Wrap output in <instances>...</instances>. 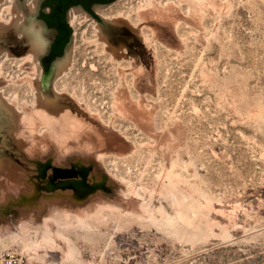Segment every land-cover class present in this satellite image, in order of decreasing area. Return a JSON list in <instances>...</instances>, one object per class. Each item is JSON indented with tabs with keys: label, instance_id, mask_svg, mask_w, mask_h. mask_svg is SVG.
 I'll list each match as a JSON object with an SVG mask.
<instances>
[{
	"label": "rangeland",
	"instance_id": "rangeland-1",
	"mask_svg": "<svg viewBox=\"0 0 264 264\" xmlns=\"http://www.w3.org/2000/svg\"><path fill=\"white\" fill-rule=\"evenodd\" d=\"M189 1L113 0L126 17L106 21L108 50L72 26L70 66L42 65L45 94L83 123L22 143L0 121V250L25 264H264V0ZM22 70L0 83L18 103L33 95Z\"/></svg>",
	"mask_w": 264,
	"mask_h": 264
},
{
	"label": "bare ground",
	"instance_id": "bare-ground-1",
	"mask_svg": "<svg viewBox=\"0 0 264 264\" xmlns=\"http://www.w3.org/2000/svg\"><path fill=\"white\" fill-rule=\"evenodd\" d=\"M35 1L26 0V4L31 3V6L34 7ZM213 1L215 0H190L189 9L197 10V4L203 6L207 4L206 2L217 8ZM157 6L155 1H150L144 8H146L145 11L154 12ZM222 7L220 6L219 8L222 10ZM140 10L139 20L141 21L145 18V13ZM97 11L106 21H114L117 17L121 16L126 17L118 8H114L113 4L106 7L98 6ZM69 20L74 28L73 40H76L77 36L81 35L95 55L96 53L98 55L102 54L108 50V42L103 25H98L86 12L77 8L71 9ZM130 21L132 22L131 19ZM49 32L45 24L36 15L21 5L20 0H0V83L3 73H7L10 76L7 81L13 83L15 80L14 69L16 67V69H23L20 73L24 74L21 76V79L18 78L17 80L27 82L33 91L31 102L24 99L21 103L16 102V97L6 96L5 98L0 94V121L6 122L7 125L9 124L10 131L16 137L21 138L20 142L22 143L24 141L22 138L25 135L30 136L40 126L56 136L61 132L57 130L83 123L82 120L76 117V113L69 106H62L52 101L48 96L49 94H45L46 90L44 91V87L48 79L41 64V56L48 48L50 42ZM71 55L72 49L68 50L66 55L56 60L55 66L58 69L56 75H59L68 67ZM114 55L112 52V58H114ZM19 74L16 76L19 77ZM1 90L2 86H0ZM123 99L122 96L116 95L113 102L114 110L119 114L128 111V104L126 105L125 99ZM5 127L8 128V126ZM56 131L57 133L55 134ZM62 135L59 134L60 137ZM1 159L0 156V179L5 170V164L2 163ZM1 188L0 182V201L3 202L5 193Z\"/></svg>",
	"mask_w": 264,
	"mask_h": 264
},
{
	"label": "flooded vegetation",
	"instance_id": "flooded-vegetation-1",
	"mask_svg": "<svg viewBox=\"0 0 264 264\" xmlns=\"http://www.w3.org/2000/svg\"><path fill=\"white\" fill-rule=\"evenodd\" d=\"M112 1L113 0H43L40 4L41 17L44 24L50 27L52 31V37L48 45L49 49H47V54L41 56L42 65H44L45 67L46 62L56 56L62 46V40L60 38V29L55 22L57 20H61L62 17L67 18V11L70 7L82 5L91 12H94V4L108 3ZM57 5L60 6L59 11L50 17V19L54 20L55 22H50L49 17L47 15L50 14L53 8Z\"/></svg>",
	"mask_w": 264,
	"mask_h": 264
},
{
	"label": "water",
	"instance_id": "water-1",
	"mask_svg": "<svg viewBox=\"0 0 264 264\" xmlns=\"http://www.w3.org/2000/svg\"><path fill=\"white\" fill-rule=\"evenodd\" d=\"M43 0H36L35 1V6L34 7H32L31 6V3L30 4H26V0H20V3H21V5L26 9V10H28L29 12H31L32 14H34V15H36L37 17H39L40 19H42V17H41V10H40V4H41V2H42ZM110 2H108V3H99V4H94V6H93V9H94V12H91L90 10H88L87 8H85L84 6H82V5H78V7H80L81 9H82V11H84V12H86L91 18H93L95 21H96V23L98 24V25H103V27H105V25H106V20L104 19V17L100 14V13H98V11H97V7L98 6H100V7H103V6H106V5H108ZM71 25V24H70ZM72 26V25H71ZM71 36H72V34H71ZM70 39H71V37H70ZM70 39H69V41H70ZM69 41L66 43V45H65V47H64V49H63V51H62V53H60V54H57L56 56H54L53 58H51L50 60H48L47 62H46V65H45V68H49L56 60H58L61 56H62V54L64 53V51H65V49L67 48V45H68V43H69ZM47 49H49V47L47 48ZM45 54H47V51H46V53ZM42 58V57H41ZM44 66V65H43Z\"/></svg>",
	"mask_w": 264,
	"mask_h": 264
},
{
	"label": "trees",
	"instance_id": "trees-1",
	"mask_svg": "<svg viewBox=\"0 0 264 264\" xmlns=\"http://www.w3.org/2000/svg\"><path fill=\"white\" fill-rule=\"evenodd\" d=\"M66 1V0H63ZM59 7L60 6H55L52 10V12L50 14H48L47 16L49 17V21L50 22H55L54 20H51L50 17L57 13L59 11ZM56 25L59 27L60 29V38L62 40V46L60 48V50L58 51V54L62 53L66 43L69 41L71 34H72V26L70 25V23L67 21V18L62 17L61 20H57Z\"/></svg>",
	"mask_w": 264,
	"mask_h": 264
},
{
	"label": "built area",
	"instance_id": "built-area-1",
	"mask_svg": "<svg viewBox=\"0 0 264 264\" xmlns=\"http://www.w3.org/2000/svg\"><path fill=\"white\" fill-rule=\"evenodd\" d=\"M0 264H25L23 258L14 250H0Z\"/></svg>",
	"mask_w": 264,
	"mask_h": 264
}]
</instances>
